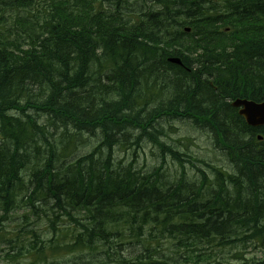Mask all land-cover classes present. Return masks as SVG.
<instances>
[{
  "label": "trees",
  "instance_id": "obj_1",
  "mask_svg": "<svg viewBox=\"0 0 264 264\" xmlns=\"http://www.w3.org/2000/svg\"><path fill=\"white\" fill-rule=\"evenodd\" d=\"M136 2L0 0V264H264V126L231 105L264 100V0ZM21 200L52 237L6 235Z\"/></svg>",
  "mask_w": 264,
  "mask_h": 264
},
{
  "label": "rangeland",
  "instance_id": "obj_2",
  "mask_svg": "<svg viewBox=\"0 0 264 264\" xmlns=\"http://www.w3.org/2000/svg\"><path fill=\"white\" fill-rule=\"evenodd\" d=\"M104 6L106 8H112L107 2L104 3ZM137 9L136 11H138ZM6 11L9 13H6L7 18H9V21L14 18V14L11 13L9 8L6 9ZM11 13V14H10ZM160 50V49H159ZM173 127H176L177 130H179V134L175 139L181 140V144H174V146L180 150V151H186L194 156H198L201 158H206L208 161H213L214 163L218 164L220 161V156H218V153L214 155L213 153V142L212 140L202 135V133L193 130L190 125L185 124L183 121L179 119L171 120ZM188 135V136H187ZM173 136V135H172ZM184 138H189L191 143L187 144L186 140ZM162 139V138H161ZM174 139V138H173ZM186 144V145H185ZM143 151L141 152V150ZM142 149H139L138 152L140 153V161L138 162V165L142 168H148L149 166H152L156 160L153 156V151H156L155 145L150 144H143ZM170 155L166 156L167 164L166 167L169 171V174L172 175L174 173L175 165L171 163ZM144 159V161H143ZM221 163V161H220ZM27 210V208L24 206V202L21 200L19 201V207L14 210L15 212L12 214L13 218L9 221H3L4 226L3 228L6 230V235L9 237L15 238V235H20L21 237H27V238H33L32 234L30 233V229H35L39 232L40 238L43 240H46L50 237H52L53 232L51 226L48 224V221L45 217H42L40 220L36 221V223L28 224L23 226L25 220L21 219L19 216L23 214V212ZM48 214H50V210H47ZM28 217H33L35 219V216L32 215L30 212ZM36 220V219H35ZM65 217H60L56 220L57 227H62L64 223ZM22 227H26L29 231L25 233H18L19 229ZM71 239V237H62V242L64 244L69 243L68 241ZM3 247L7 248V245L2 244ZM47 246V245H46ZM50 248V247H49ZM230 249L226 248L224 251L228 252ZM46 258L48 260H51L50 251L46 248ZM257 250H250L246 254L247 256H253L254 253H256ZM85 253H65V251H61L60 255H57L53 258V261L55 263H58V261L64 262L65 260H71L72 264H81L80 262V256ZM126 254V253H124ZM76 259V260H75ZM86 264H89L88 260H86ZM202 264V263H199Z\"/></svg>",
  "mask_w": 264,
  "mask_h": 264
},
{
  "label": "water",
  "instance_id": "obj_3",
  "mask_svg": "<svg viewBox=\"0 0 264 264\" xmlns=\"http://www.w3.org/2000/svg\"><path fill=\"white\" fill-rule=\"evenodd\" d=\"M231 105L238 108V114L248 125L264 126V101L256 102L246 98H237L231 102Z\"/></svg>",
  "mask_w": 264,
  "mask_h": 264
},
{
  "label": "bare ground",
  "instance_id": "obj_4",
  "mask_svg": "<svg viewBox=\"0 0 264 264\" xmlns=\"http://www.w3.org/2000/svg\"><path fill=\"white\" fill-rule=\"evenodd\" d=\"M185 30H186V31H189V29H188L187 27H186ZM169 58H170L169 62H171V63L177 64V65H181V64H182L180 58L177 57V56H173V57H169ZM172 60H174V61H172ZM246 99H247V98H246ZM263 101H264V100H263ZM256 102H258V101H256ZM259 102H262V101H259Z\"/></svg>",
  "mask_w": 264,
  "mask_h": 264
}]
</instances>
